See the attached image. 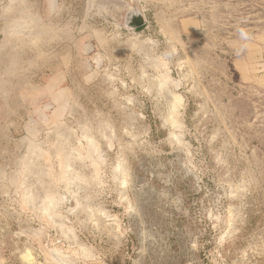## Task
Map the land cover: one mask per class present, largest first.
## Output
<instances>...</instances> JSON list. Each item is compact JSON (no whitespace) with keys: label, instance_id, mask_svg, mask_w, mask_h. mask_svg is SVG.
I'll return each mask as SVG.
<instances>
[{"label":"rangeland","instance_id":"rangeland-1","mask_svg":"<svg viewBox=\"0 0 264 264\" xmlns=\"http://www.w3.org/2000/svg\"><path fill=\"white\" fill-rule=\"evenodd\" d=\"M31 3L0 68L27 92L0 100V264H264V0Z\"/></svg>","mask_w":264,"mask_h":264},{"label":"crops","instance_id":"crops-1","mask_svg":"<svg viewBox=\"0 0 264 264\" xmlns=\"http://www.w3.org/2000/svg\"><path fill=\"white\" fill-rule=\"evenodd\" d=\"M37 0H34V3H31L32 6L33 4L35 5ZM10 3L11 4H14V7H10V13H8L7 11L4 12V15L0 16V18L3 19V25H2V33H1V39H0V68L2 67H5V65H3L4 61L6 60V52L7 51H14V45L13 43L11 45H13V48H7V43H8V35H11L12 36V40L16 41L17 40V37H20L22 35V29L20 28L18 31L17 29H15V31H13V29L10 30V33H7V22L8 21H11V22H17V21H21L24 16H23V11H22V4H23V0H10ZM17 5H20V9H16V6ZM16 9L14 12L13 10ZM30 14V18L31 19H37V12L33 11V9L31 10V12L29 13ZM28 18V17H26ZM20 35V36H19ZM37 42H35L34 44L31 43L30 46H31V51H33V46H34V50H38V45L36 44ZM34 59L32 58L30 60L31 63H33ZM54 74H57L58 76L55 78V77H52ZM46 82V85L43 86L42 88L46 91L47 94H50L52 92V96L57 94V93H60L63 92L62 90H59V91H55L54 92V86L56 85V83H59L62 79V76L60 73H54ZM19 76V79L18 77L16 76V78L14 77H11L10 79V83H12V85L14 83L18 84V83H31L30 81H27L26 79H23L22 78V74L19 73L18 74ZM64 78V77H63ZM10 88V87H9ZM12 89L9 90V89H5V91H2V93H0V100L1 99H8V95H4V94H8L10 95L11 91L14 93V90L17 89V92H18V97L19 96H22L24 98H26L27 95V92L24 93L22 91H20V88L18 86L16 87H11ZM37 87H32V89H36ZM2 94V95H1ZM21 97V99H22Z\"/></svg>","mask_w":264,"mask_h":264},{"label":"water","instance_id":"water-1","mask_svg":"<svg viewBox=\"0 0 264 264\" xmlns=\"http://www.w3.org/2000/svg\"><path fill=\"white\" fill-rule=\"evenodd\" d=\"M129 14H130V18H132V20H135V23L132 24V26H138L142 23L143 21V17L140 13H138L137 11L134 10H129Z\"/></svg>","mask_w":264,"mask_h":264},{"label":"clouds","instance_id":"clouds-1","mask_svg":"<svg viewBox=\"0 0 264 264\" xmlns=\"http://www.w3.org/2000/svg\"><path fill=\"white\" fill-rule=\"evenodd\" d=\"M237 32L239 34V38H240L241 41H248V40L251 39L250 34L245 29L238 28ZM243 46L246 47V44L243 45Z\"/></svg>","mask_w":264,"mask_h":264}]
</instances>
